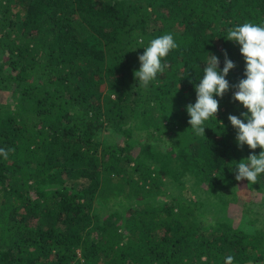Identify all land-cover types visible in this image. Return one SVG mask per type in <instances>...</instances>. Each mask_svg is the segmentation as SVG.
<instances>
[{
	"label": "trees",
	"instance_id": "16d2710c",
	"mask_svg": "<svg viewBox=\"0 0 264 264\" xmlns=\"http://www.w3.org/2000/svg\"><path fill=\"white\" fill-rule=\"evenodd\" d=\"M245 22L264 25V0H0V264H264L257 211L248 228L227 216L246 196L264 211V173L235 178L261 148L228 119L247 122L225 38ZM168 33L178 47L144 87L139 56ZM209 52L235 67L203 136L187 105Z\"/></svg>",
	"mask_w": 264,
	"mask_h": 264
},
{
	"label": "clouds",
	"instance_id": "9594fccd",
	"mask_svg": "<svg viewBox=\"0 0 264 264\" xmlns=\"http://www.w3.org/2000/svg\"><path fill=\"white\" fill-rule=\"evenodd\" d=\"M225 38L239 43L240 53L246 61V78L234 86L237 88L234 99L248 110L243 114L246 123L236 115H229L228 119L238 130L236 138L241 147L247 144L250 149L261 148L258 155L250 154L235 165L238 170L235 178L238 181L247 179L255 184L258 182V176L264 173V25L245 22L230 28ZM177 47L170 33L152 39L139 56V70L134 71L138 83L147 87L156 79L158 73H163L167 64L162 63V59ZM209 53L203 68V77L194 85L196 101L187 105L191 128L197 135L203 136L206 128L204 122L213 116L216 117L219 110V101L215 97L222 98L229 90L230 84L225 77L229 70L235 67L234 62L226 56L224 67L220 70L219 58ZM0 155L7 159L8 150L0 148ZM233 261L234 257L228 255L224 264H233Z\"/></svg>",
	"mask_w": 264,
	"mask_h": 264
},
{
	"label": "rangeland",
	"instance_id": "374dc122",
	"mask_svg": "<svg viewBox=\"0 0 264 264\" xmlns=\"http://www.w3.org/2000/svg\"><path fill=\"white\" fill-rule=\"evenodd\" d=\"M8 97V96H7ZM15 100L12 99L10 100L11 106H13V103ZM107 132L102 134V137L107 136ZM145 135V134H144ZM143 135V132L141 130L135 131L134 132V139H137L138 137H141L142 139H145L146 136ZM160 146H163V144H160ZM241 188V186H239ZM260 202V196L255 198H252L251 196H246L245 198H240L238 201L231 202L230 204L227 205V216L230 217L232 221L233 226L237 227H245L246 226V221L245 218L248 217V212L243 211L242 208L246 207L247 205H252L254 208V211H257V215L253 216V218H256L255 222V227L256 228H264V211L258 206V203ZM206 218L210 219L213 218L211 214H207Z\"/></svg>",
	"mask_w": 264,
	"mask_h": 264
}]
</instances>
